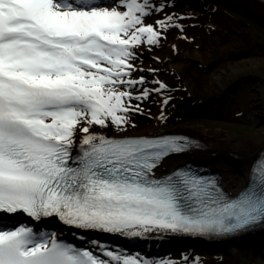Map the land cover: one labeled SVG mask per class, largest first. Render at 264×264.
Listing matches in <instances>:
<instances>
[{"label": "snow or ice", "instance_id": "1", "mask_svg": "<svg viewBox=\"0 0 264 264\" xmlns=\"http://www.w3.org/2000/svg\"><path fill=\"white\" fill-rule=\"evenodd\" d=\"M186 6L0 0V264H151L98 239L74 246L39 230L52 219L84 235L125 238L264 230V157L232 197L191 168L157 174L170 156L199 148L193 139L128 134L142 105L167 88L160 80L146 86L138 50L183 31L176 21L185 17L172 10ZM154 15L163 18L146 23ZM159 119L167 120L163 109ZM113 129L122 135L109 136ZM20 214L33 223L18 222Z\"/></svg>", "mask_w": 264, "mask_h": 264}, {"label": "rangeland", "instance_id": "2", "mask_svg": "<svg viewBox=\"0 0 264 264\" xmlns=\"http://www.w3.org/2000/svg\"><path fill=\"white\" fill-rule=\"evenodd\" d=\"M207 1V4L210 5V9H212L214 13L216 12V14L221 18L226 17L229 19L231 25L237 27L233 29L237 32V34H229L228 38L224 41H220L218 36L214 34L213 38L203 40V47L201 45L200 47H197L192 44H197L199 43L198 41L194 42L188 38H186L187 42L183 41L185 39H180L183 35L182 32H180L179 29H171L167 33V39H162L163 43H160V45L151 48V50H149L147 46L138 50L139 56L137 59L141 60L142 63H139L140 65L136 66L141 69L148 70L151 69L152 64L157 62V65L159 66L158 70H160L159 73H162L163 75L161 78L159 77L156 80H161L170 85L174 81L175 77L177 80H182L186 85L185 90L189 93L183 95V102L189 98L190 100L192 99L195 101L196 104L203 105L210 99L226 96L222 99L225 98L230 100L233 111L239 109H244L242 110L244 112L247 110L251 111L250 113L257 117L258 123L252 126V128H249L237 127L221 121H189L184 119L183 116L173 117L170 115L167 116L166 121L161 119H156L154 121L148 116L140 115L137 116L140 124H147L148 127L141 129L142 131L128 130V133H161L167 130L182 133L188 132L187 134H189L194 128H204L205 130L214 133L218 131L215 138L223 143H228L229 141L236 143V139L238 138L257 136L264 133V25H262L264 24V17L253 13L245 6H240L239 4L234 5L235 3L232 1ZM204 10L207 9L204 8ZM232 14L234 16H232ZM247 14H251L250 16H254L262 20V22L251 19ZM237 16L246 19V22L250 21L252 23L250 25L256 27V29L252 27L251 32L245 33L246 31L243 29V26H248L250 22H247V25L241 23L239 19H236ZM256 24H261L262 26L259 27L260 25L257 26ZM198 26L204 29L202 33L205 34L210 32L216 33L220 30V27L207 30L205 25L200 26L198 24ZM193 31L196 32L195 38L198 40L200 37L198 30L190 28V32L192 33ZM251 33H255L254 35L257 38H252L253 41L250 45L244 46L246 47L245 49L248 50L244 51L245 49L243 48L242 41H244L245 35L251 36ZM177 40L180 41V44L177 43ZM237 48L241 50V54H238L240 52H236ZM167 76L169 77L166 78ZM197 86H202L203 89L198 88ZM236 91L238 93H236ZM231 98L233 101H231ZM231 118L235 119L234 117ZM158 122L165 127H157L156 125L158 124L156 123ZM183 127L185 129H182ZM113 132L117 133L115 130ZM117 134L122 135V133ZM212 154L214 155L212 159H218V156H216L215 153ZM238 158V156H235L230 152H225V154L222 155V161L218 162L219 164L216 165V169L219 168L224 171V175H222L225 176L224 182L229 181L232 177L237 181L233 184V189L238 187L237 183L243 178V174L244 178L247 176L243 173L245 170L242 165L243 161ZM187 159L190 158L178 159L177 163L183 164V161ZM210 165L211 164H208V166ZM210 168L213 167L210 166ZM171 170L172 163H164L162 171L168 172ZM112 246L115 247V245ZM209 248L210 247L199 248L198 250H195V252H201V256L203 257V260L206 261V264H212L213 258H223L225 256L233 258L248 257L250 261H253L256 264H264V247H257L252 252H246L244 250L240 251L237 247L232 248L230 245H226L223 248H221V246L220 248L216 247V250L211 247L213 251L212 249L209 250ZM207 251H212V253L209 254ZM159 252H161V250ZM156 254L158 253H154V255ZM176 256L182 255L177 254ZM183 257H187V260L182 261V264H186L193 260L190 259V255H185ZM178 259L182 260L183 258L178 257Z\"/></svg>", "mask_w": 264, "mask_h": 264}, {"label": "bare ground", "instance_id": "3", "mask_svg": "<svg viewBox=\"0 0 264 264\" xmlns=\"http://www.w3.org/2000/svg\"><path fill=\"white\" fill-rule=\"evenodd\" d=\"M223 1H232L235 3L234 5L239 4L240 6H245L247 9H249L253 13H256L257 15L264 17V4H261L257 0H223ZM247 15L250 16L251 14H247ZM250 18L255 19V20H259L262 22V20L254 17V16H250ZM258 25H260L259 27H261L264 24H262V25L258 24ZM258 33H260V32H258ZM238 54H241V52ZM231 101H232V98H231ZM182 129H185V128L183 127ZM194 131H196V132H194ZM186 133H188V132H186ZM151 134H153V133H151ZM216 134H218V131L214 133V132H210L208 130H205L204 128H202V129L194 128L192 130V132L189 133V136H194V138L198 141L200 147L197 150L191 151V153L189 154V157H192L193 159H195L198 163L202 164L203 166H205V165L208 166V164H211L210 166L214 168V169L212 168V171L215 172L216 174H218L223 180V184L221 183L222 188L224 187L223 190L225 192H227L230 196L235 197L247 184V181L249 178L250 167L259 158V156L262 155L261 153L264 150V133L257 135V136H246V137L238 138V139H236L237 140L236 143H233L232 141L231 142L229 141L228 143H223L222 141H218L215 138ZM131 135H135V134H131ZM225 152H227V153L230 152V153L234 154L235 156H238L243 161L242 165L245 169L243 171V173H245L247 175L244 178V174H243V176H242L243 178L241 177L242 179L239 180V182L237 183L238 187H236L235 189H233V184L236 183L237 181L232 177V179H229V181L224 182L225 176H222V175H224L223 174L224 171L222 169H219V168L216 169V165L219 164L218 162L222 161L221 158H222V155L225 154ZM212 153H215V155L218 156L217 157L218 159H212V157L214 156ZM207 162H209V163H207ZM172 167H174V168L177 167V162H173ZM30 223H32V221H30ZM49 228L51 231H55L53 229V226H51ZM88 234L89 235L93 234L94 236H98V235H102V234L104 235V233H99V232H95V231L88 232L87 235ZM169 234L170 233H167L166 235H169ZM257 235H259L260 238L264 239V230L262 232H259ZM104 236H106V235H104ZM107 236L110 239L115 237V240H116V236H114V235H107ZM118 238L126 239L125 237H120V236H118ZM141 238H143L145 241H148L147 238L152 240V241H156L159 243L160 246L161 245H167V243H165L163 240H162L163 244L160 243L156 233H148L144 237H139V239H141ZM127 239L130 240L129 238H127ZM131 239H133V241H136V239H138V237H133ZM176 240L178 243H182V240H180V238H177ZM143 245L144 244H142V246ZM138 246H140V245H138ZM210 246L213 248V245H210ZM111 247H113V246H111ZM211 247L209 248V250L212 249ZM113 248H115V247H113ZM159 250L162 251L163 248H160ZM206 250H208V249H206Z\"/></svg>", "mask_w": 264, "mask_h": 264}, {"label": "trees", "instance_id": "4", "mask_svg": "<svg viewBox=\"0 0 264 264\" xmlns=\"http://www.w3.org/2000/svg\"><path fill=\"white\" fill-rule=\"evenodd\" d=\"M188 2H189V5L191 3L190 6L194 10L193 14L197 18L196 21L199 20V22L194 26V29L198 30L200 37L198 40L196 38H193L194 42L198 41L199 42L198 44L202 46L203 40L207 38H213L214 34L218 36V39H220V41H224L225 39H227L228 35L231 33L237 34V32L233 30L234 28H237V27L231 25L229 19H227L226 17L221 18L220 16L216 14V12L214 13V11L210 9L211 7H209V5L206 4L205 2L201 0H188ZM204 8H206L207 10H204ZM197 12H199V14H202V15H199ZM232 16L234 15L232 14ZM236 19L237 20L239 19L241 23H244L246 25H247V22H250V21L246 22V19L241 18L239 16H237ZM218 21L220 23H217ZM198 24L200 26L205 25L207 30L215 29L216 27H220L219 28L220 30L216 33L215 32H210L208 34L206 33L209 36L208 37L205 33H202L204 29L202 27H199ZM250 24L252 23L250 22L249 25ZM249 25L247 27L245 25L243 26V29L246 31L245 33L251 32L252 26L251 25L249 26ZM253 28H256V27L253 26ZM193 34H196V33H193ZM252 37L255 38V35L253 33H251V36L245 35L244 41H242L244 49L246 48L244 46L250 45V43L253 41ZM238 48H237V51L240 52L241 50H239ZM247 50L248 49H245L244 51H247ZM198 88H202V87H198ZM169 92L170 93L163 92V95H164L163 100L169 99V103L167 105H164V107L169 109L170 112H173L172 116L174 117L184 116V117H187V119L191 118L190 120L198 121V122L207 121V120L222 121V122H226L227 124H231L237 127H249V128H252V126L258 123L257 117L254 114H251L250 113L251 111L247 110L246 112H244L242 111L244 109L233 111V108L230 105V100H227L225 98L222 99L223 97L210 99L209 101L203 104V107H201L200 105H196V106L191 105L190 107V100L186 102V105H184L183 103H179V101L182 99V97H180V94L183 93L181 89H178L177 92H175V90L174 92H172L171 90ZM236 93L238 92L236 91ZM169 96H173V97H169ZM231 117H234L235 119H232ZM246 248H250V247L246 246Z\"/></svg>", "mask_w": 264, "mask_h": 264}]
</instances>
